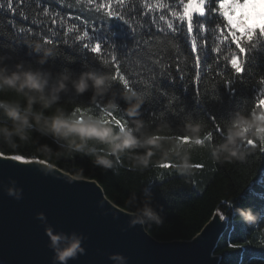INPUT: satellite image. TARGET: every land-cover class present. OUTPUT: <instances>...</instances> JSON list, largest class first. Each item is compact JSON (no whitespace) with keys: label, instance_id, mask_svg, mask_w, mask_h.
Returning <instances> with one entry per match:
<instances>
[{"label":"trees","instance_id":"trees-1","mask_svg":"<svg viewBox=\"0 0 264 264\" xmlns=\"http://www.w3.org/2000/svg\"><path fill=\"white\" fill-rule=\"evenodd\" d=\"M217 1L206 0L203 15L194 14L191 24L174 22L172 28L159 17L168 10H181L180 0H163V13L152 11L157 0H123V4L118 0H23L15 17L6 10L7 5L0 10V58L10 70L23 64L53 77L64 72L76 77L86 71L111 77L107 94L95 104L91 103V90L76 95L69 85L57 105L65 111L87 112L118 130L128 123L121 95L130 91L144 100L140 118L146 131L167 124L171 132L164 134L181 135L187 122H202L208 140L205 148L193 153L197 164L193 175L181 176L168 163L136 172L126 161L115 170L96 168L90 158L82 156L49 161L40 148L49 145L56 149L57 145L36 132L29 142L17 140L16 147L0 139V152L45 160L76 177L96 180L106 196L127 211L131 193L143 196L144 189H149L163 223L146 230L159 241L190 240L216 212H226L230 223L216 248L221 264H264V149L257 148L245 161L231 164H216L209 152L212 144L222 141L233 113L247 115L263 108L257 104L264 99V34L257 32L251 41L255 32L249 33L246 52L239 53L235 45L219 37L220 30L227 29L226 12ZM113 6L118 14L109 18L108 9ZM21 11L27 20L20 16ZM36 12L40 13L39 25L31 22L37 18ZM184 15L190 14L186 11ZM9 20L15 21V28ZM22 27L32 31L20 34ZM25 41L51 47L56 56L41 66ZM217 42L221 43L219 54ZM233 52L242 62L239 73L230 67L232 61L228 63ZM113 98L117 110L105 111ZM0 99L17 97L5 92L0 93ZM158 158L159 154L154 157ZM227 199L235 207L253 209L259 215L258 222L253 226L237 222L232 208L222 202Z\"/></svg>","mask_w":264,"mask_h":264},{"label":"clouds","instance_id":"clouds-1","mask_svg":"<svg viewBox=\"0 0 264 264\" xmlns=\"http://www.w3.org/2000/svg\"><path fill=\"white\" fill-rule=\"evenodd\" d=\"M228 3L232 4V0H228ZM248 3L249 0H246L244 5ZM190 4L193 9L199 10L196 0ZM244 5L241 7L235 4L233 15H236L237 8L243 9ZM239 16L244 14L241 12ZM251 19L253 24L264 28V11L259 10ZM25 44L39 57L37 63L41 66L56 56L53 48L40 42L25 41ZM111 84V77L91 71L82 72L76 77L68 72L53 77L48 72L26 69L23 64H17L15 70H10L0 58V93L11 92L17 97L11 100L0 99V139L16 147L17 140L29 142L32 133L36 132L51 138L57 145L56 149L49 145L40 148L44 158L49 161L53 157L82 156L90 158L93 166L104 170H115L126 161L127 167L136 172L168 163L181 176L193 175L197 169L193 153L205 148L208 140L203 135L202 122H187L181 133L184 138L181 135L164 134L166 130L171 132L167 124L160 125L155 131H146V124L140 118L144 100L130 91L121 95L127 105L125 115L128 123L118 130L87 112L78 115L75 111L69 113L57 106L61 94L69 91V85L76 95L91 90V103L95 104L97 98L107 94ZM117 108L113 98L106 104L105 111H116ZM53 109L50 115L46 114ZM4 121L9 123L5 124ZM257 148H264V108L253 110L247 115L242 112L233 113L226 122L222 141L212 144L209 152L216 164H231L245 161ZM157 154L159 158L154 159ZM54 167L50 162L45 174H50ZM3 190L8 197L17 201L22 199V189L16 186L15 180H10ZM222 202L232 208L237 222L247 226L258 222L259 215L253 209L235 207L230 199ZM127 205L129 227L147 229L163 223V217L153 207L149 189H144L143 196L131 193ZM37 219L45 222L48 247L53 253L52 264H69V261L85 253L82 243L86 237L83 234L74 231L57 232L47 224L44 213H38ZM220 219H228V214L221 211ZM109 259L113 264H128L127 257L121 254H113Z\"/></svg>","mask_w":264,"mask_h":264},{"label":"water","instance_id":"water-1","mask_svg":"<svg viewBox=\"0 0 264 264\" xmlns=\"http://www.w3.org/2000/svg\"><path fill=\"white\" fill-rule=\"evenodd\" d=\"M0 156L7 158L6 164L26 161L30 166L0 167L4 173L0 172V264H52L45 222L37 219L38 213H44L57 232L86 237L85 253L69 264H113L109 259L113 254L127 257L128 264H221L216 248L230 219L222 221L220 211L190 240L159 241L146 229L129 227V211L112 202L96 180L76 177L57 166L45 174L49 162L38 158L1 152ZM8 167L22 175L7 177ZM10 180L22 189L19 201L3 190Z\"/></svg>","mask_w":264,"mask_h":264},{"label":"snow or ice","instance_id":"snow-or-ice-1","mask_svg":"<svg viewBox=\"0 0 264 264\" xmlns=\"http://www.w3.org/2000/svg\"><path fill=\"white\" fill-rule=\"evenodd\" d=\"M111 2V0H110ZM118 2L120 4H123V0H118ZM205 2L206 0H197V6H198V9L199 10H195L193 9V6L188 2V0H180V4L182 5V9L177 11V10H168L167 11V14L166 15H161L159 17L160 19V22L163 21L164 24H166L169 28H172L174 27V22H187L188 24L190 23L191 24V21H192V18H193V15L194 14H199L201 15V13L204 14L205 12V8H204V5H205ZM23 3V0H0V10H4L5 9V5H7V8L6 10H8V12L13 16L15 17L16 13H17V7ZM236 3V0H232V4H229L227 6L224 7L223 11L228 13L230 16L233 15V13L231 12V8L235 5ZM240 3H243V0L242 2ZM245 6V5H244ZM164 5H163V0H157V3H156V8L155 9H152L153 12H156L158 10H160V13H163L165 11H163ZM219 9V12L221 11L220 8L218 7ZM189 12V16L186 17L184 15L185 12ZM113 13H115V15H113ZM48 13H47V10H45L44 12V15L46 16ZM118 13H117V8L115 6H113L112 8L108 9V17L109 18H112L114 16H116ZM237 15V14H236ZM20 16L24 19V20H27L28 19V16L23 12L21 11L20 12ZM35 16L37 18L33 19L31 22L33 25H39L41 23V21L39 20V16H40V13L39 12H36L35 13ZM223 20H224V17L223 15H221ZM241 19H243V17H241ZM225 21V20H224ZM248 23H252V19L251 17H249ZM9 24L15 28L16 27V24H15V21L14 20H9ZM225 29H227V31H225L224 29H221L220 30V35L219 37L223 40V41H227V43L229 44H233L235 45V48L238 50L239 53L243 54L246 52V43H245V39L247 38V36L249 35V33H245V36L244 37H241L239 32H236L234 29H232L231 27V24L229 22H226L225 21ZM29 31H32L31 28H20L19 29V33L20 34H27ZM257 32H259L261 35L264 34V28H259L255 31L254 34H252V39L251 41H253L254 37L256 36ZM251 41H249L248 43H250ZM219 44L221 43H218L217 42V47L215 48L216 49V53L219 54L221 52V49L219 47ZM233 56H236L238 58V60L236 61H233ZM230 61H232V63H229ZM228 63L230 64V67L237 73L241 72L242 71V62L241 60L239 59L238 55L233 52L229 57H228ZM219 66V65H218ZM198 67V65H197ZM219 74V73H218ZM262 101H264V99H261L257 105H259ZM79 111V109H78ZM264 149V148H262Z\"/></svg>","mask_w":264,"mask_h":264},{"label":"rangeland","instance_id":"rangeland-1","mask_svg":"<svg viewBox=\"0 0 264 264\" xmlns=\"http://www.w3.org/2000/svg\"><path fill=\"white\" fill-rule=\"evenodd\" d=\"M192 2L193 0L191 1V3ZM217 2L223 7L229 5L228 0H218ZM240 2H242V0H236L235 4H240L241 7H243L246 0H243V3ZM233 10L234 6L231 8L232 13ZM259 10L264 11V0H249V3L245 5L243 9H236L237 15L230 16L228 13H226V21L231 24L232 29H234L236 32H239L241 37H244L246 32L253 33L260 28L257 24L247 22L249 17H255L258 14ZM241 12L244 14V16H239ZM202 14L203 13H201V15ZM241 17H243V19H241ZM236 60L238 59H234L233 61ZM261 105L264 108V101L261 102Z\"/></svg>","mask_w":264,"mask_h":264},{"label":"bare ground","instance_id":"bare-ground-1","mask_svg":"<svg viewBox=\"0 0 264 264\" xmlns=\"http://www.w3.org/2000/svg\"><path fill=\"white\" fill-rule=\"evenodd\" d=\"M7 158L6 157H3V156H0V167L2 166L3 167V165L4 164H6L4 161L6 160ZM4 163V164H3ZM6 165H8V166H13V165H15V166H19V167H30V166H28L27 164H26V161H24V162H21V161H19V162H16V161H13L11 164H6ZM14 166V167H15ZM31 168H33V169H35L36 170V168L35 167H32L31 166ZM1 169V168H0ZM8 171H5V173L7 174L6 176L7 177H10L11 175L12 176H21L22 175V173H20V172H17V170L15 169V168H9L8 167ZM41 171V170H40ZM0 172H2V170H0ZM2 174H4L3 172H2ZM17 177V178H18ZM6 179V178H5ZM6 183H9V181L8 182H6ZM61 184V182H59L57 185H60ZM17 186V185H16ZM32 192H35V190H33ZM31 192V194H32V198L34 199V200H36V195L34 194V193H32ZM23 196V195H22ZM28 200H30V198H29V196H28V198H27ZM227 231V230H226ZM225 231V232H226ZM224 235V234H223ZM220 242V241H219ZM219 244V243H218ZM218 246V245H217Z\"/></svg>","mask_w":264,"mask_h":264}]
</instances>
